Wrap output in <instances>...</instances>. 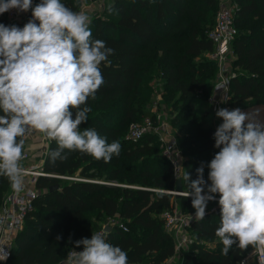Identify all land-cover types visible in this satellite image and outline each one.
Here are the masks:
<instances>
[{"label": "trees", "instance_id": "1", "mask_svg": "<svg viewBox=\"0 0 264 264\" xmlns=\"http://www.w3.org/2000/svg\"><path fill=\"white\" fill-rule=\"evenodd\" d=\"M220 1L112 0L93 17V38L105 41L114 54L110 63L100 66L105 82L96 98L87 101L92 111L81 129L95 128L109 143L118 140L120 155L105 163L72 152L53 163L48 153L57 145L51 141L44 171L87 181L38 180L41 194L8 264H59L73 249L82 248L75 247L76 241L90 239L112 218L120 219L128 230L114 226L108 242L127 252L129 264H165L176 255L175 239L165 230L162 215L178 204L184 212L193 211L191 198L177 199L169 193L176 190L177 180L156 135L132 142L126 134L130 124L156 119L150 108L155 96L152 82L157 79L184 153V173L195 180L196 169L203 164L204 179L210 184L207 165L219 149L214 146L215 119L207 100L218 67L207 57L215 52L208 34ZM62 3L74 11L80 8L79 0ZM232 4L238 32L232 44L233 69L242 75L231 80L229 105L241 110L264 107V0ZM9 12L0 14V23L6 26ZM56 185L59 188L51 190ZM182 185L187 192V184ZM9 189V180L0 176V211ZM219 224L220 208L217 213L208 208L205 219L194 221L190 228L194 242L179 264H237L253 250L233 246L223 256V245L215 236Z\"/></svg>", "mask_w": 264, "mask_h": 264}, {"label": "clouds", "instance_id": "2", "mask_svg": "<svg viewBox=\"0 0 264 264\" xmlns=\"http://www.w3.org/2000/svg\"><path fill=\"white\" fill-rule=\"evenodd\" d=\"M13 9L31 10L23 27L0 23V176L18 193L26 175L25 142L33 133L56 143L48 153L53 163L72 152L109 163L120 155L121 143H109L95 128L81 129L92 111L87 101L105 82L100 66L114 54L105 41L93 38L91 17L62 0H40L35 6L32 0H0V14ZM107 10L114 11L111 5ZM259 114V109H217L222 123L214 132L219 151L207 165L210 184L203 164L195 180L188 171L182 179L177 176L187 184L184 195L191 198V217L197 222L205 219L208 203L218 194L215 236L225 257L233 246H252L264 258V122ZM108 235L97 231L76 241L82 250L74 249L68 264H129L127 252L109 243Z\"/></svg>", "mask_w": 264, "mask_h": 264}, {"label": "built area", "instance_id": "3", "mask_svg": "<svg viewBox=\"0 0 264 264\" xmlns=\"http://www.w3.org/2000/svg\"><path fill=\"white\" fill-rule=\"evenodd\" d=\"M32 2L33 6H35L36 0H32ZM91 2L90 5L81 7L78 11H83L91 17L94 9V12H96L95 15H101L104 9L103 1L91 0ZM234 7L236 6L232 4V0L220 1L215 26L208 34L214 44L215 52L208 54L207 57L215 61L218 67L217 79L212 94L207 100L215 117L216 128L222 123V119L215 115L217 109H235L229 105V101L232 97L230 91L231 80L242 75V73L231 67L232 61L235 58L232 44L238 33L234 23ZM24 18H27V20L31 19V10L27 12H18L13 9L9 12L10 25L14 24L23 27V25L27 23V20ZM21 21L23 22L19 24ZM128 130L126 137L132 142H139L147 135H156L161 143L164 156L173 165L175 179L177 181L179 180L177 176L182 179L184 174V153L169 119L163 120L161 116H158L156 119L147 118L142 123L134 122L130 124ZM50 143L51 141L40 133H33L26 138L24 160L22 161L23 167L26 170L24 188L21 192L17 193L14 192L10 186L9 192L2 202L0 211V264L9 263L13 255L15 242L19 235L25 230L27 218L35 209V202L41 194L37 186L38 180L42 177L56 176L46 173L43 168ZM32 145H37L39 148L33 151ZM37 159H40V162H35ZM29 161H33L34 163L28 164ZM56 177L70 181H87L78 177ZM169 193L175 196V191ZM183 197L186 196L184 195ZM218 199L219 196L217 194L216 200L214 201L217 202ZM219 208V206H214L210 209V212L217 213ZM191 216L194 217V214L185 215L179 211L177 206L176 208L167 210L162 215L165 223V230L175 239L176 254L186 247L188 249L194 242L189 235L191 225L195 221ZM108 226L111 229L114 228V226H119L124 231L128 230L120 219L112 218L100 231L107 232ZM73 250L68 254L67 258L59 264H68ZM75 250L81 251L82 248ZM261 259L264 258L255 254L252 250L237 264H261Z\"/></svg>", "mask_w": 264, "mask_h": 264}, {"label": "rangeland", "instance_id": "4", "mask_svg": "<svg viewBox=\"0 0 264 264\" xmlns=\"http://www.w3.org/2000/svg\"><path fill=\"white\" fill-rule=\"evenodd\" d=\"M103 1V3H104V8H105V5L107 4V2H109V1H112V0H102ZM92 2H91V0H79V4H80V8L81 7H84V6H86V5H90ZM110 3V2H109ZM95 13L96 12H94V9H93V12H92V16H91V20L93 19V17H97L98 15H95ZM216 18H217V14H216V16H215V21L214 22H216ZM25 20H27V18H24ZM28 21V20H27ZM23 21H21V22H19V24L20 23H22ZM215 24V23H214ZM218 74V73H217ZM158 80L156 79V80H154L153 82H152V85H153V88L155 87V96H154V98H153V104H152V107L150 108V111L153 113V114H155V116H156V118L158 117V116H161V118L163 119V120H168V119H170V116H169V110H168V108L166 107V105L164 104V103H166L164 100H165V97H163V92L161 91V87H160V84L157 82ZM206 106V105H205ZM249 108V107H248ZM248 108H245L246 110H248ZM245 109H243V110H245ZM214 114H212L211 113V116H213ZM213 118L215 119V117L213 116ZM261 118V120H262V118H263V115H262V117L260 116L259 117V119ZM129 129V128H128ZM128 131L129 130H127V134H128ZM127 134H126V136H127ZM127 138V137H126ZM36 162H40V159H37L36 160ZM66 181H70V180H66ZM214 206H216V207H218L219 205H218V202H215V201H210L209 203H208V205H207V208H206V210L209 208V209H212V207H214ZM177 207H178V209H179V211L181 212V213H183V214H185V215H190V214H194L195 213V210H193V211H188V212H184L180 207H179V204L177 205ZM220 207V206H219ZM189 235H190V238L192 237V235H191V233L189 232ZM192 239L194 240V238L192 237ZM190 245V244H189ZM188 245V246H189ZM210 246H213L214 247V245H210ZM190 247H191V245H190ZM190 247L187 249V247L186 248H184L181 252H177V254H176V256L174 257V258H171L166 264H179L180 263V261H181V259H182V256H183V254H187V253H190ZM142 264H151V263H149V262H145V263H142Z\"/></svg>", "mask_w": 264, "mask_h": 264}, {"label": "water", "instance_id": "5", "mask_svg": "<svg viewBox=\"0 0 264 264\" xmlns=\"http://www.w3.org/2000/svg\"><path fill=\"white\" fill-rule=\"evenodd\" d=\"M50 178H57V177L56 176H51ZM57 188H59V185H56V186L52 187L51 190H54V189H57ZM184 193H186V191L183 188L182 181L178 180L177 181V187H176V190H175L176 198L180 199L181 197L184 196ZM110 231H111V228L108 226L107 227V232H110Z\"/></svg>", "mask_w": 264, "mask_h": 264}, {"label": "crops", "instance_id": "6", "mask_svg": "<svg viewBox=\"0 0 264 264\" xmlns=\"http://www.w3.org/2000/svg\"><path fill=\"white\" fill-rule=\"evenodd\" d=\"M235 59V58H234ZM234 59H233V61H232V65H231V67L233 68V63H234ZM257 109H259L260 110V114H259V117L261 116L262 117V115H263V118H262V120H261V118H260V121L261 122H264V107L263 106H253V107H249L248 108V110H241V111H243V112H245V113H251V112H254L255 110H257ZM258 117V118H259ZM34 145V144H33ZM32 145V147H33V151L34 150H36L37 148H39V146H37V145H35V146H33ZM35 162H36V160H35ZM32 163H34L33 161H29L28 162V164H32ZM169 261V260H168Z\"/></svg>", "mask_w": 264, "mask_h": 264}]
</instances>
